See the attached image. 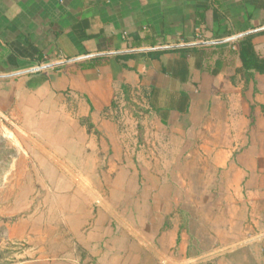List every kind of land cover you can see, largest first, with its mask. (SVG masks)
Wrapping results in <instances>:
<instances>
[{
	"label": "crops",
	"instance_id": "0c3cea01",
	"mask_svg": "<svg viewBox=\"0 0 264 264\" xmlns=\"http://www.w3.org/2000/svg\"><path fill=\"white\" fill-rule=\"evenodd\" d=\"M198 11L205 12L202 22ZM263 26L264 0H0V112L36 146L46 138L51 147L84 143L89 131L81 119L90 117L93 129L114 139L113 149L127 148L122 162L153 164L148 175L154 179H164L196 148L256 229L211 264H264V75L246 83L236 76L239 60L225 52L241 39L231 37ZM147 34L158 37V46L218 42L168 48L158 58L131 52L143 54L126 61L127 67L111 54L134 50V35ZM253 43L264 57V31L255 33ZM194 47L204 49L179 50ZM96 57L102 63L84 67ZM122 85L147 104L145 141L125 142V132L135 133L131 127L109 135L105 114L117 110L115 100L123 101ZM66 99L76 103L73 110L64 108ZM88 136L76 161L97 163L98 147ZM141 175L132 172L133 179ZM107 214L93 207L86 224L73 229L86 256L71 251L52 264H169L171 255L157 251L154 241L121 234L126 232ZM237 222L230 219V228Z\"/></svg>",
	"mask_w": 264,
	"mask_h": 264
},
{
	"label": "rangeland",
	"instance_id": "374dc122",
	"mask_svg": "<svg viewBox=\"0 0 264 264\" xmlns=\"http://www.w3.org/2000/svg\"><path fill=\"white\" fill-rule=\"evenodd\" d=\"M130 97L115 100L117 110L105 114L109 135H116L117 127H131L135 133L125 132L121 138L127 143L132 138L145 141L142 116L147 104L136 91ZM65 103L70 110L76 106L72 100ZM67 123L72 127V121ZM88 134L98 147L97 163L76 161L80 147L90 143ZM88 134L82 144L51 147V139L45 138L44 146H36L20 128L0 123V264H52L71 251L86 256L73 229L86 224L93 207L107 211L109 220L126 232L121 234H142L154 241L157 251L171 255L169 264H211L218 253L241 245L234 240L255 232L243 203L234 201L219 171L196 148L189 149L188 159L171 166L164 179H154L148 175L153 164L122 162L127 148L113 149L114 139L96 128ZM133 170L144 176L133 179ZM234 205L237 210L230 211ZM235 218L237 226L230 228Z\"/></svg>",
	"mask_w": 264,
	"mask_h": 264
},
{
	"label": "trees",
	"instance_id": "16d2710c",
	"mask_svg": "<svg viewBox=\"0 0 264 264\" xmlns=\"http://www.w3.org/2000/svg\"><path fill=\"white\" fill-rule=\"evenodd\" d=\"M197 16L199 17V22H202L205 17L204 11H198ZM255 34H249L247 36L242 37L241 39L235 41L233 43L234 49H229V54L231 56H236V58L240 62V66L236 69V76H240L244 79L246 83H248L252 78L255 77L256 74L264 75V57L261 56L255 49L253 38ZM133 44L132 48H142V47H156L160 45L159 39L156 36L152 35H145L141 37L139 35H134L133 37ZM189 49H204V47H194V48H183L179 49L180 51H186ZM170 51V50H155L149 51L148 54L152 58H158L163 53ZM143 54V53H140ZM138 53H125V54H118L115 56L117 61L122 64L123 67H127L125 64L126 61L129 59L134 58L136 55H140ZM203 56L205 55V51H202ZM103 57H96L91 60V62L85 63L84 67L92 68L95 67L97 64H100ZM122 89L124 92L125 99L129 100L131 97V90L127 85H122ZM147 112V111H145ZM137 117V116H136ZM81 122L86 125L88 131L91 132L93 128V124L91 122V118H83ZM251 124L255 123V119L251 118ZM142 131V130H141Z\"/></svg>",
	"mask_w": 264,
	"mask_h": 264
},
{
	"label": "water",
	"instance_id": "95a60500",
	"mask_svg": "<svg viewBox=\"0 0 264 264\" xmlns=\"http://www.w3.org/2000/svg\"><path fill=\"white\" fill-rule=\"evenodd\" d=\"M260 31H264V26L263 27H260V28H257V29H253V30H250L248 32H245V33H242L238 36H235V37H231L230 40L232 39H238V38H242L244 36H247L249 34H255L257 32H260ZM229 40V39H228ZM214 42H218V41H212V42H198V43H190V44H184V45H173V46H156V47H148V48H143V49H134V50H129V51H123V52H113L111 54H122V53H131V52H136V51H155V50H165V49H168V48H178V47H183V46H198V45H204V44H212ZM93 56H98V55H93ZM75 61V60H74ZM47 66H43V67H36L35 69H32L30 71H33V70H40L42 68H45Z\"/></svg>",
	"mask_w": 264,
	"mask_h": 264
},
{
	"label": "built area",
	"instance_id": "2783aa9c",
	"mask_svg": "<svg viewBox=\"0 0 264 264\" xmlns=\"http://www.w3.org/2000/svg\"><path fill=\"white\" fill-rule=\"evenodd\" d=\"M2 122H8L11 125L15 126L14 122L10 121L6 115H4L2 112H0V123H2Z\"/></svg>",
	"mask_w": 264,
	"mask_h": 264
}]
</instances>
